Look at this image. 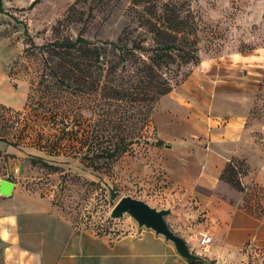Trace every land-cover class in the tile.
I'll return each mask as SVG.
<instances>
[{"label":"crops","instance_id":"obj_1","mask_svg":"<svg viewBox=\"0 0 264 264\" xmlns=\"http://www.w3.org/2000/svg\"><path fill=\"white\" fill-rule=\"evenodd\" d=\"M247 59L203 58L155 107L160 135L175 136L164 145L166 176L198 205L188 213L196 220L173 213L167 222L191 250L227 264H242L244 247L261 234L244 193L221 179L238 160L248 167L247 190L264 183V137L248 124L260 78ZM126 227L116 236L79 228L49 199L16 183L12 196L0 197V264H191L163 236ZM201 234L212 237L207 251Z\"/></svg>","mask_w":264,"mask_h":264},{"label":"rangeland","instance_id":"obj_2","mask_svg":"<svg viewBox=\"0 0 264 264\" xmlns=\"http://www.w3.org/2000/svg\"><path fill=\"white\" fill-rule=\"evenodd\" d=\"M131 1L3 0L7 13L0 12V107L22 111L31 84L37 78L41 57L26 50L31 44L24 33L23 23L39 46L59 36L75 38L80 32L95 42L113 41L126 26L137 24L133 25L128 11ZM187 2L199 17L198 49L201 59L241 54L250 56L247 60H251L250 66L260 79L253 95L248 124L255 134L263 138L264 0ZM71 8L80 12L79 18L82 19L63 25L58 34L54 28ZM191 68L192 65L186 67L184 72ZM177 80L179 83L180 79ZM3 113L4 110L0 109V134H7V138L15 142L16 137L9 134L15 129L11 125H3ZM174 138L160 135L154 109L144 138L107 171L85 167L72 156L49 155L47 150L34 146L33 142L28 143L27 139L18 145L0 141V178H11L21 189L46 197L74 225L98 234L116 236L127 231L126 226L136 224L129 216L122 219L110 216L115 204L125 195L143 199L158 208L171 206L176 215L192 221L197 219L196 215L188 213L198 207L195 198L166 176L165 161L168 157L164 153V145ZM36 156L44 158L48 165L33 159ZM234 164L238 169L233 178L242 184L247 168L240 161ZM231 185L244 193L247 206L261 220V234L256 241L248 242L244 247L242 264H264V183L251 184L248 190L244 186L242 191Z\"/></svg>","mask_w":264,"mask_h":264},{"label":"trees","instance_id":"obj_3","mask_svg":"<svg viewBox=\"0 0 264 264\" xmlns=\"http://www.w3.org/2000/svg\"><path fill=\"white\" fill-rule=\"evenodd\" d=\"M6 11L0 0V12ZM128 11L137 24L113 41L95 42L80 32L39 46L23 23L31 44L26 50L41 62L24 109L0 107L3 125H11L15 131L9 134L16 137L13 142L0 134V141L18 145L27 139L49 155L72 156L85 167L107 171L144 138L158 101L202 60L200 22L187 0H132ZM79 13L71 8L54 31L81 20ZM33 159L48 165L40 156ZM236 161L221 178L242 191L243 184L233 178Z\"/></svg>","mask_w":264,"mask_h":264},{"label":"water","instance_id":"obj_4","mask_svg":"<svg viewBox=\"0 0 264 264\" xmlns=\"http://www.w3.org/2000/svg\"><path fill=\"white\" fill-rule=\"evenodd\" d=\"M16 183L9 179L0 180V197L8 198L12 196ZM174 213L171 206L158 208L147 201L125 195L121 197L111 211V218L122 219L126 216L132 218L139 229L154 231L165 240L172 242L180 256L189 262L202 264H227L223 261L214 262L206 256L191 250L187 241L177 234L168 224L167 217Z\"/></svg>","mask_w":264,"mask_h":264},{"label":"built area","instance_id":"obj_5","mask_svg":"<svg viewBox=\"0 0 264 264\" xmlns=\"http://www.w3.org/2000/svg\"><path fill=\"white\" fill-rule=\"evenodd\" d=\"M212 242V237L208 234H201L200 244L203 249H208L209 245Z\"/></svg>","mask_w":264,"mask_h":264}]
</instances>
